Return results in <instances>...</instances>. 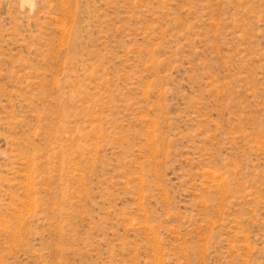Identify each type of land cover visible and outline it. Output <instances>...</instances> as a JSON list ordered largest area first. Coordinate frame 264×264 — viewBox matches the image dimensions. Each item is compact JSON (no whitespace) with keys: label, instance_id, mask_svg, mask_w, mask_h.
Here are the masks:
<instances>
[{"label":"rangeland","instance_id":"374dc122","mask_svg":"<svg viewBox=\"0 0 264 264\" xmlns=\"http://www.w3.org/2000/svg\"><path fill=\"white\" fill-rule=\"evenodd\" d=\"M0 264H264V0H0Z\"/></svg>","mask_w":264,"mask_h":264}]
</instances>
